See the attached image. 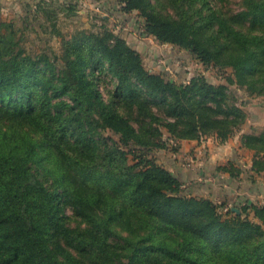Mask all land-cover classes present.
Wrapping results in <instances>:
<instances>
[{
  "label": "trees",
  "instance_id": "obj_1",
  "mask_svg": "<svg viewBox=\"0 0 264 264\" xmlns=\"http://www.w3.org/2000/svg\"><path fill=\"white\" fill-rule=\"evenodd\" d=\"M123 1V10L145 17L147 34L191 50L206 64L229 48L236 69L244 60H261L258 37L224 22L217 32L227 27L234 42L203 40L183 0H173L180 3L177 17L163 15L152 0ZM8 23L0 21V264H84L70 253L57 256L52 226L63 227L91 264H111L113 247L128 260L121 264H264V231L257 224L236 213L224 217L212 200L185 195L169 171L126 151L132 143L154 146L160 126L178 139L227 142L247 114L225 86L167 81L148 72L125 39L87 30L63 41L64 66L55 74L58 58L17 49ZM105 75L115 81L119 104L141 113L144 126L104 101L98 86ZM153 107L163 108L166 120ZM258 135H244V147L264 152V134ZM260 164L254 161V169ZM64 204L84 223L80 230L64 227ZM251 230L255 236L242 233Z\"/></svg>",
  "mask_w": 264,
  "mask_h": 264
},
{
  "label": "rangeland",
  "instance_id": "obj_2",
  "mask_svg": "<svg viewBox=\"0 0 264 264\" xmlns=\"http://www.w3.org/2000/svg\"><path fill=\"white\" fill-rule=\"evenodd\" d=\"M152 1L157 8L159 5L163 15L177 17L176 6L180 3L174 4L173 0ZM183 2H187L191 7L190 14L201 28L199 35L203 36V40L211 37L212 42L220 44L226 39L233 41V35L227 36V27L223 33L217 32L220 30V23L224 22L226 26L238 30L248 38L258 37L257 50L261 60H244L236 69L230 66L232 48H229L218 60L213 59L210 64H206L191 50L161 42L155 36L147 34L145 17L138 10L131 12L123 10V0H0V19L12 22L8 25H11L15 34L17 49L23 48L27 54L34 56L45 53L49 57H57L55 74L61 72L64 66L63 41L71 39L78 31L87 30L94 33H110L125 39L140 54L146 70L161 75L167 81L184 85L204 81L215 86H225L228 94L236 100V105L247 114L245 123L227 142H220L217 136L200 137L195 140L178 139L171 134L168 127L160 126L159 134L153 140L154 146L142 148L132 143L126 151L131 149L134 151L133 155H144L169 171L179 180L180 189L184 190L185 195L210 199L224 217L236 213L257 224L260 227L259 231H264V169L259 172L255 170L264 167V152L248 149L242 142L246 134L255 133L261 134L260 136L264 134V0H183ZM255 12L260 14H254ZM8 30L2 28L1 32L9 33L10 29ZM214 35H217L221 42ZM240 56L244 59L243 53H238L239 58ZM102 79L98 89L104 101L132 122L136 121V118L141 119L139 123L144 126L141 113L119 104V98L115 93V81L107 75ZM152 109L163 121L166 120L163 108ZM133 124L138 126L136 122ZM105 134L117 141L120 139V136L111 131H106ZM184 141L185 145H182ZM186 141H196L198 146L203 148V153L210 148L217 149L219 153L225 151L227 153L219 157L218 162L208 166L207 173L203 175L206 179H198L197 183L191 177L180 180L173 171L178 166L186 168L188 172L193 170L197 147H188ZM261 145L264 147V139ZM256 160L261 164L254 169ZM48 165L54 167L53 163ZM222 167L226 171L221 170ZM217 171L228 173L231 178L229 187L221 192L212 186L214 182L206 181L209 178L213 179ZM50 183L48 180L49 187ZM194 184H199V187L194 188ZM59 215L65 218V228L80 230V226H84L81 219L66 204ZM117 229L123 236H133L123 228ZM63 230V227L50 228V246L57 256L66 259L67 253H70L80 262L91 264V255L84 253L74 240L65 236ZM242 233L255 236V230ZM112 249L115 251L111 264L127 263L128 260L119 257L121 251L119 248ZM138 264L156 263L149 260L147 263Z\"/></svg>",
  "mask_w": 264,
  "mask_h": 264
},
{
  "label": "crops",
  "instance_id": "obj_3",
  "mask_svg": "<svg viewBox=\"0 0 264 264\" xmlns=\"http://www.w3.org/2000/svg\"><path fill=\"white\" fill-rule=\"evenodd\" d=\"M0 21H5L0 19ZM188 142L187 146H196L197 148L196 153H194V158L196 157V159L194 160L193 163V170L192 171H187L186 168L180 167L178 166L177 169L173 170L176 174V176L180 179V180H186L188 177H191L194 179L195 183H197L196 181L199 179H206L203 177V175H205L207 173L206 169L208 166H212V164H215L216 162H218V158L221 157L222 155H227L226 151L223 153H219L217 151V149L213 150L212 148H210L207 152L203 153V148L198 146V143H196V141H186ZM182 145H185V141L182 143ZM210 144H208L209 146ZM240 146H241V142H240ZM205 147V146H204ZM227 150V149H225ZM221 162L219 163V165L221 166ZM205 171V173H204ZM206 181H211L214 182L212 184L213 187L217 188L219 191L221 192L222 190L226 189L229 187L230 183H231V178L230 175L228 173H223L220 171H217L215 173V176L212 178H209ZM199 184H194V188H198ZM203 184H200V186H202ZM207 197H211V196H207Z\"/></svg>",
  "mask_w": 264,
  "mask_h": 264
},
{
  "label": "water",
  "instance_id": "obj_4",
  "mask_svg": "<svg viewBox=\"0 0 264 264\" xmlns=\"http://www.w3.org/2000/svg\"><path fill=\"white\" fill-rule=\"evenodd\" d=\"M239 213V212H238Z\"/></svg>",
  "mask_w": 264,
  "mask_h": 264
}]
</instances>
